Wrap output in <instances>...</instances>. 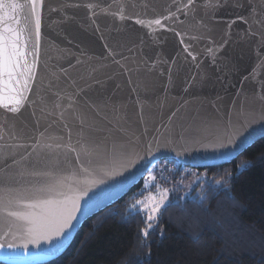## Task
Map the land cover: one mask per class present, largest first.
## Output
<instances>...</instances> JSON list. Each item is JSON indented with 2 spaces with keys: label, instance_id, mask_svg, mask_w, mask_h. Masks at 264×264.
Returning <instances> with one entry per match:
<instances>
[{
  "label": "water",
  "instance_id": "1",
  "mask_svg": "<svg viewBox=\"0 0 264 264\" xmlns=\"http://www.w3.org/2000/svg\"><path fill=\"white\" fill-rule=\"evenodd\" d=\"M187 2L44 0L40 56L28 99L18 113L0 106V147L8 156L0 158V177L15 176L22 164L13 165L12 159L19 160L38 140L53 149H37L29 170L62 180L58 193L90 191L54 256L41 255L51 247L41 242L42 247L28 244L27 252L6 250L10 259L0 252V262L39 264L61 255L87 218L128 194L159 160L176 158L197 168L228 163L233 159H221L204 146L226 141L253 119L257 122L245 131L252 138L249 145L264 137L259 120L264 115V0H227L214 18L204 0H195L190 9L183 7ZM81 144L89 155L80 152ZM71 148L80 152L79 161ZM128 158L137 163L123 171ZM114 171L123 175L109 178ZM49 182L48 176H26L19 194L25 203L48 199L39 189ZM21 225L0 215V237L11 228L17 238L4 242L23 245Z\"/></svg>",
  "mask_w": 264,
  "mask_h": 264
},
{
  "label": "trees",
  "instance_id": "2",
  "mask_svg": "<svg viewBox=\"0 0 264 264\" xmlns=\"http://www.w3.org/2000/svg\"><path fill=\"white\" fill-rule=\"evenodd\" d=\"M245 160L251 165L238 171ZM183 167L206 170L209 177L232 173L235 201L209 191L205 212L189 196L164 212L149 243L141 247L145 220L141 215L130 217L128 206L143 194L138 189L144 177L128 194L87 218L61 255L39 264H136L134 256L144 258V264H264V137L225 164L197 168L165 158L149 171L169 181ZM193 190L195 195L200 185Z\"/></svg>",
  "mask_w": 264,
  "mask_h": 264
},
{
  "label": "snow or ice",
  "instance_id": "3",
  "mask_svg": "<svg viewBox=\"0 0 264 264\" xmlns=\"http://www.w3.org/2000/svg\"><path fill=\"white\" fill-rule=\"evenodd\" d=\"M226 3L227 0H223V2L222 0H204L203 6L212 11L214 18L215 11L219 10ZM193 5H195V0H188L187 4L183 5V7L190 9ZM43 6L44 0H27L26 3H20L18 0H0V106L12 113H18L24 107V103L28 99L26 93L31 91V83L36 78V69L40 56ZM237 6L242 7V5ZM49 10L54 11L55 9L50 8ZM171 15L166 17V19L170 18ZM236 19L242 20L245 24L248 23V20L243 16H237ZM235 22V20L230 21L228 27L231 28ZM139 23L143 24L144 22L139 21ZM155 23L161 25L160 20H156ZM252 34L257 35V33ZM181 42L183 41L181 40ZM259 54V51H257V55ZM259 120L264 121V115H261ZM256 122L253 119L250 123H246L241 128L236 129L226 138V141L218 140L216 143L208 144L204 147L217 152L221 159L229 161L235 159L249 146L252 138L245 136V131L251 127V124ZM0 129H2V126H0ZM3 138V133L0 131V140H3ZM12 138L15 139V137ZM6 147L10 148L11 146ZM17 147L24 148L25 146L17 145ZM60 147V145H55L57 149ZM68 147L71 146L69 145ZM37 149L40 151H44L45 149L52 150L53 145H41L37 140L36 144L32 146L31 151H25L19 160L12 159L13 165L22 164L17 174L12 177L7 175L0 177V215L15 218L22 222V236L25 241L23 245L14 242L5 243V237H11L15 241L17 234L13 233L11 228L4 232L3 237H0V252L4 253L5 259H10L11 257V253L6 250L23 247L24 251L27 252L28 244L42 247L41 242L51 245V247L43 248L41 255L54 256L63 246L67 235L74 228L73 222L77 220V213L81 212V200L89 196L90 188L72 189L71 195L62 192L58 193L56 189L62 184V180L57 179L51 172L42 173L40 171L29 170L27 168L29 157L33 153H37ZM71 151L75 154L77 161L80 159V152H83L86 156L89 155L88 148L84 144L80 145V152H77L76 148H71ZM11 155L14 156V154ZM0 158H8L5 155L3 147H0ZM136 163L137 160L128 158L127 164L123 166V171L134 167ZM250 165L251 161H241L237 166L238 171H242ZM34 168L35 164H33ZM123 171H114L109 173L108 176L109 178H115L123 175ZM191 174L189 173V175ZM26 176H48L50 182L41 187L39 191L45 192L49 198L25 203L18 189L21 180ZM232 179L233 175L230 172L211 177L208 176L207 172L203 174L197 173L193 184H199L200 190L195 192V195H193V188L188 186V190L184 195L178 197L175 201L169 200L168 190H165L159 199L153 198L151 204L143 201L130 204L128 206L130 217L141 215L145 220V226L140 230L141 247L149 243V235L158 228L159 221L163 217L164 212L169 207L179 206L181 201L186 200L189 196H192V202L197 203L205 212L209 211V208L205 207V201L209 199V191L214 195L223 193L225 198L235 201L230 186ZM151 180L154 186L156 177L152 176ZM13 182L15 183V187H13ZM99 183H105V181L101 180ZM145 183L147 185L148 181ZM120 187H123V184ZM144 190H147V188ZM173 191H175V188H173ZM56 196H62L63 198L56 199ZM91 199L90 197L89 202ZM20 206H24L28 210H11ZM36 209H42V211H36ZM208 227H211V225H208ZM159 234L161 237L164 236L162 229L159 231ZM147 255L150 258L151 253L149 252ZM134 259L136 264H144V258L134 256Z\"/></svg>",
  "mask_w": 264,
  "mask_h": 264
},
{
  "label": "rangeland",
  "instance_id": "4",
  "mask_svg": "<svg viewBox=\"0 0 264 264\" xmlns=\"http://www.w3.org/2000/svg\"><path fill=\"white\" fill-rule=\"evenodd\" d=\"M206 170L197 171L194 169H191L189 167H183L179 170V175H177L176 178H170L169 181H165L164 179H161L160 176L153 173V171H149L147 175L145 176L144 182L141 186L139 191H142L147 188V190L143 191V194L140 195L139 198H136L132 200L130 204H134L137 201H143L147 204H151L153 202V198L159 199L160 196L164 193L165 190H168V198L169 200L177 199L178 197H182L184 193L188 190V186H191L193 189L195 186L199 184H193V181L196 180V174H203ZM189 173H192L189 175ZM155 176L156 181L153 186V182L151 180V177ZM146 181H148V184L146 185ZM183 185V186H180ZM173 188H175V191H173ZM194 192V191H193Z\"/></svg>",
  "mask_w": 264,
  "mask_h": 264
}]
</instances>
